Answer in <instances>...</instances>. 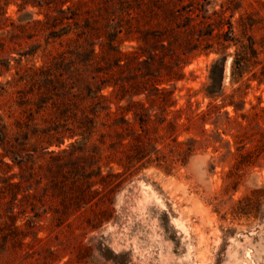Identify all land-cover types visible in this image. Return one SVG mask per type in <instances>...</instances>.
I'll return each instance as SVG.
<instances>
[{
  "label": "trees",
  "instance_id": "16d2710c",
  "mask_svg": "<svg viewBox=\"0 0 264 264\" xmlns=\"http://www.w3.org/2000/svg\"><path fill=\"white\" fill-rule=\"evenodd\" d=\"M251 1L0 0V53L40 60L0 83V264H58L88 253L81 240L48 242L109 221L114 193L143 169L182 165L201 140L178 141L179 128L204 138L208 122L221 134L225 108L237 111L251 81L243 76L264 84V64L252 71L262 47ZM200 55L214 56L200 89L205 110L188 105L172 121H154L175 107L170 87ZM227 57L236 86L229 94ZM81 211L91 217L79 220Z\"/></svg>",
  "mask_w": 264,
  "mask_h": 264
},
{
  "label": "rangeland",
  "instance_id": "374dc122",
  "mask_svg": "<svg viewBox=\"0 0 264 264\" xmlns=\"http://www.w3.org/2000/svg\"><path fill=\"white\" fill-rule=\"evenodd\" d=\"M251 4L253 35L262 47L252 70L258 71L264 64V0ZM14 12L15 7L9 6L7 15L14 18ZM3 44L10 47L7 41ZM10 52L0 53V83L16 80V74L33 62L40 66L39 59H20ZM212 59L213 55H200L182 69L181 80L170 87L175 107L157 113L154 121L162 117L172 121L173 111L188 105L195 113L205 110L209 100L200 89L207 82ZM225 60L223 86L229 94L236 86L228 84L230 58ZM246 79L251 81L241 86L237 111L225 108L230 121L220 135L208 122L204 138L195 128L189 132L179 128L178 141L201 140L182 165L168 173L153 166L143 169L114 193L109 221L85 235L75 231L73 239L65 233L59 235V242L49 239V245L64 248L80 240L90 247L88 253L71 261L66 256L58 264H264V84L258 85L250 74L242 81ZM181 117L184 123V112ZM234 135L241 137V145L234 144ZM228 171L234 174L223 193ZM90 217L81 211L79 220Z\"/></svg>",
  "mask_w": 264,
  "mask_h": 264
},
{
  "label": "water",
  "instance_id": "95a60500",
  "mask_svg": "<svg viewBox=\"0 0 264 264\" xmlns=\"http://www.w3.org/2000/svg\"><path fill=\"white\" fill-rule=\"evenodd\" d=\"M226 65H227L226 60H224L223 64H222V74H223V76H225V73H226Z\"/></svg>",
  "mask_w": 264,
  "mask_h": 264
}]
</instances>
